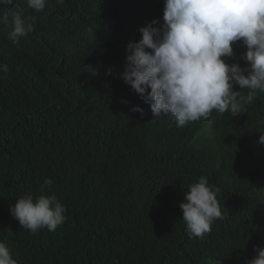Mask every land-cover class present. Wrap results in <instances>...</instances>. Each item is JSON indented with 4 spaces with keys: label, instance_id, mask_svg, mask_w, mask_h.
I'll return each instance as SVG.
<instances>
[{
    "label": "trees",
    "instance_id": "trees-1",
    "mask_svg": "<svg viewBox=\"0 0 264 264\" xmlns=\"http://www.w3.org/2000/svg\"><path fill=\"white\" fill-rule=\"evenodd\" d=\"M14 5H0V16L20 11L33 27L13 42L11 15L0 23V242L17 264H248L264 248V91L235 116L214 110L182 127L171 115L153 119L120 74L128 42L163 23L164 0ZM233 51L226 62L247 75L246 45ZM202 176L220 189L226 218L199 238L180 203ZM45 178L43 194L65 205L66 220L32 233L10 206L35 200Z\"/></svg>",
    "mask_w": 264,
    "mask_h": 264
},
{
    "label": "clouds",
    "instance_id": "clouds-1",
    "mask_svg": "<svg viewBox=\"0 0 264 264\" xmlns=\"http://www.w3.org/2000/svg\"><path fill=\"white\" fill-rule=\"evenodd\" d=\"M46 2L26 0L36 12H42ZM0 5L15 7L14 0H0ZM9 15V38L13 42L33 31L20 11L5 12L0 23H8ZM158 23L154 20L141 27V38L128 42L126 64L120 74L150 105L153 119L171 115L176 126L182 127L208 119L214 110L220 114L230 111L235 116L246 111L256 90L264 91V0H164L163 23L153 26ZM236 42L247 47L243 56L249 62L247 75L242 65L225 60L234 55ZM0 71L7 72V65L0 66ZM83 71L98 74L90 65ZM234 85L249 91L242 95ZM132 111L143 113L139 106ZM258 142L264 144V133ZM52 183L51 178H45L35 200L26 194L10 206L22 228L32 233L43 228L54 232L65 222V205L54 194H43ZM219 192L218 187H209L203 176L184 192L180 208L190 236L203 238L214 220L226 218L217 199ZM0 264H17L4 242H0ZM248 264H264V248L257 249Z\"/></svg>",
    "mask_w": 264,
    "mask_h": 264
}]
</instances>
